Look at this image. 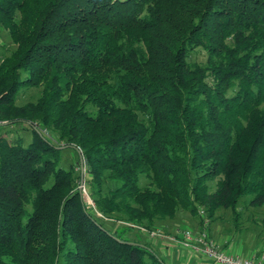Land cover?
Here are the masks:
<instances>
[{"label":"trees","instance_id":"obj_1","mask_svg":"<svg viewBox=\"0 0 264 264\" xmlns=\"http://www.w3.org/2000/svg\"><path fill=\"white\" fill-rule=\"evenodd\" d=\"M2 29L0 126L33 134L0 135V264H167L179 210L264 206V0H0Z\"/></svg>","mask_w":264,"mask_h":264},{"label":"rangeland","instance_id":"obj_2","mask_svg":"<svg viewBox=\"0 0 264 264\" xmlns=\"http://www.w3.org/2000/svg\"><path fill=\"white\" fill-rule=\"evenodd\" d=\"M13 47V44L9 38V35L7 34L6 30H1L0 31V59L7 55ZM192 60L195 59H200L199 52L197 51H192ZM38 92V89L33 88V89H28L24 91V93L21 95L20 101H24L28 98H32L36 96ZM32 130L30 128H26V126L23 123H14L12 125H3L0 126V135L5 136L6 138L9 139V141H17L20 142L23 146H26L32 139ZM50 134V133H49ZM60 157L61 160H59L60 166L63 168L67 169L70 165L75 163L76 159V151L72 147H64L60 150ZM80 166V163H79ZM81 170V169H80ZM246 203H240L239 206V215L236 217L237 219V225L239 228L234 230V215L229 211L225 209H219L214 213L213 218L216 219L214 222H210L208 217H207V210L205 206H199L201 209L204 210L203 213H200L199 215H194L191 214L189 211H183L179 210L178 213L176 214L175 219L173 222L175 223V226L178 227L177 229L178 232L181 231V229H188L191 231V233L195 235H200L203 231L207 232V235L211 240H213L216 245L218 243L216 240L211 236L210 230L212 226L218 225L221 229L219 230L220 232H224L223 234L227 235L230 234L232 235V230H234L235 234L242 231V233L247 232V235H249V238H252V242L254 241L255 245L259 244V250L255 249L253 250L252 254H261L264 255V224H262V221L260 219L264 218V206L258 207V208H253L249 207L247 205H244ZM212 218V220H214ZM255 219V220H254ZM257 222V224L255 223ZM239 229H241L239 231ZM156 233L159 235H155L153 237V246L156 247L157 243L155 241L157 240H170L176 242L178 245H180L182 248H188L185 246H182V244L185 242V240L179 235V233H172V232H166L164 227L157 228ZM246 234V233H245ZM127 237L129 236H136L137 239L140 241L146 240V237L143 235H140L139 232H135V230H129L125 234ZM210 235V236H209ZM232 237V236H231ZM236 239H239V235L235 236ZM260 239V240H258ZM257 241H262L257 243ZM262 243V244H261ZM262 245V246H261ZM200 247L199 245H197ZM220 249L226 251L225 249L221 248L220 245H218ZM253 246V245H252ZM157 248V247H156ZM191 249V248H189ZM228 252V251H227ZM162 254V252L160 251ZM232 253V252H231ZM164 256V255H163ZM166 256V255H165Z\"/></svg>","mask_w":264,"mask_h":264},{"label":"crops","instance_id":"obj_3","mask_svg":"<svg viewBox=\"0 0 264 264\" xmlns=\"http://www.w3.org/2000/svg\"><path fill=\"white\" fill-rule=\"evenodd\" d=\"M210 227L211 230L209 232L211 236L221 248L228 252L247 256L252 254L253 250H259V244L255 245L254 241L252 242V238H249L250 234L247 235V232L242 233L241 231L235 234V232L232 231V235H225L223 234L224 232H220L223 229L218 225H210ZM236 235H239V239L235 238ZM155 243H157V248L153 246L154 249L167 264H209V260L197 249H184L176 242L167 239L157 240Z\"/></svg>","mask_w":264,"mask_h":264},{"label":"built area","instance_id":"obj_4","mask_svg":"<svg viewBox=\"0 0 264 264\" xmlns=\"http://www.w3.org/2000/svg\"><path fill=\"white\" fill-rule=\"evenodd\" d=\"M81 185L82 199L88 206H93V202L88 198L86 188ZM203 213L202 210L199 211ZM157 231H151L148 235L154 237L159 235ZM176 233L185 240L182 246L199 250L208 260L209 264H264V255L250 254L247 256L239 253H231L219 248L216 243L208 237L207 232L203 231L199 236L191 233L188 229H181ZM199 245L200 247H198Z\"/></svg>","mask_w":264,"mask_h":264},{"label":"water","instance_id":"obj_5","mask_svg":"<svg viewBox=\"0 0 264 264\" xmlns=\"http://www.w3.org/2000/svg\"><path fill=\"white\" fill-rule=\"evenodd\" d=\"M82 162V161H81ZM83 184V179H81V181H80V185H78L79 186V188H78V190H79V192L81 193V196H82V192H81V185Z\"/></svg>","mask_w":264,"mask_h":264}]
</instances>
